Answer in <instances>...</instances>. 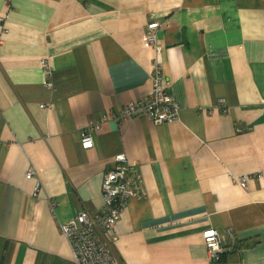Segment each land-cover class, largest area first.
Wrapping results in <instances>:
<instances>
[{"label":"crops","instance_id":"crops-1","mask_svg":"<svg viewBox=\"0 0 264 264\" xmlns=\"http://www.w3.org/2000/svg\"><path fill=\"white\" fill-rule=\"evenodd\" d=\"M167 18L162 50L146 47L148 22ZM157 71L179 119L112 120ZM121 153L141 178L121 264H264V0H0V264H78L61 224L97 212ZM209 228L229 247L219 260Z\"/></svg>","mask_w":264,"mask_h":264},{"label":"built area","instance_id":"built-area-1","mask_svg":"<svg viewBox=\"0 0 264 264\" xmlns=\"http://www.w3.org/2000/svg\"><path fill=\"white\" fill-rule=\"evenodd\" d=\"M171 19L164 21L152 20L146 26L143 43L146 47H153L157 52L162 46L157 44V33L163 27L170 26ZM161 49V50H160ZM46 62V60H43ZM48 85H50L48 83ZM172 82L163 71H157L153 76L150 94L145 99H139L126 104L119 113H114L112 120L118 123L131 120L139 114L149 116L156 124L172 123L179 119L181 110L180 102L171 93ZM45 105L42 104V107ZM51 107V105H49ZM218 108L227 111L228 105L225 98H220ZM100 123L90 122L82 131V146L91 148L94 139L91 130H98ZM114 165L103 178V201L96 213L87 208L78 210L67 222L61 224L62 232L71 243L78 264H121L114 252V246L119 239L118 227L121 223L123 212L131 197L139 195L138 184L141 178H132L130 164L125 154H117L113 158ZM26 177L36 179L34 188L38 194L43 188V183L37 176L35 168L30 167ZM249 176H240L239 182L245 186ZM52 208L57 203H52ZM209 256L212 260H219L226 255L229 247L223 244V237L215 228L203 232Z\"/></svg>","mask_w":264,"mask_h":264},{"label":"trees","instance_id":"trees-1","mask_svg":"<svg viewBox=\"0 0 264 264\" xmlns=\"http://www.w3.org/2000/svg\"><path fill=\"white\" fill-rule=\"evenodd\" d=\"M247 245H245L244 247H246Z\"/></svg>","mask_w":264,"mask_h":264},{"label":"bare ground","instance_id":"bare-ground-1","mask_svg":"<svg viewBox=\"0 0 264 264\" xmlns=\"http://www.w3.org/2000/svg\"><path fill=\"white\" fill-rule=\"evenodd\" d=\"M161 50V49H160Z\"/></svg>","mask_w":264,"mask_h":264}]
</instances>
